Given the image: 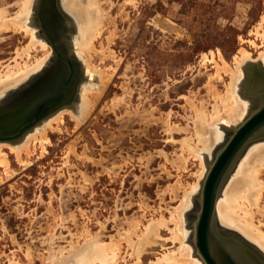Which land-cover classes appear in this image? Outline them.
I'll return each mask as SVG.
<instances>
[{"label": "rangeland", "instance_id": "1", "mask_svg": "<svg viewBox=\"0 0 264 264\" xmlns=\"http://www.w3.org/2000/svg\"><path fill=\"white\" fill-rule=\"evenodd\" d=\"M17 1L0 0V9L6 8L14 16L20 6ZM50 3L53 8L44 11V16L48 21L52 12L56 14L52 16L53 25L68 40V56L80 63L82 79L78 88L81 91L87 83L97 84V79L91 81L87 76L76 54L77 23L62 8V0ZM99 3L105 19L95 48L97 51L104 48L108 55L111 50L115 58L102 60L100 53L92 54L91 64L107 71L110 84L79 127L70 114L53 124L55 130L47 132L51 143L46 145V152L42 154L38 144L37 148H31L30 157L23 155L29 166L20 165L15 155L4 148L13 176L7 178L0 166V264H45L43 258L51 253L58 258L62 256L59 247L65 248L67 254L72 244L83 245L87 232L93 238L109 242L111 237L118 238L125 231L141 236L144 226L162 216L169 220L184 190L197 182L202 171L200 161L184 152L181 142L190 137L198 140L194 114L186 99L199 106L204 103L209 111L213 108L214 99L207 89L210 76L216 72L211 53L217 56L219 51L233 67V59L241 48L251 53L253 59L244 68V96L253 98L246 91L255 90L259 82L256 69L249 68L253 79L251 89L247 90L245 71L249 65L259 64L264 73V62L257 61L263 50L262 41L255 35L264 15V0H99ZM37 4L33 24L41 40L52 48L49 62L29 81L8 90L0 98V105L43 77L52 66L55 51L41 28ZM29 42L25 33L0 34V72L12 65L16 51ZM250 42H256L257 47ZM45 53L37 48L20 61L33 62ZM228 81L229 77L223 75V81L215 79L214 84L224 92ZM80 94L73 102L76 108L80 107ZM257 107L255 101L251 111ZM170 127L173 129L169 130ZM223 128L224 141L211 157L208 154L204 160L209 161L208 165L233 135L232 126L227 130L226 124ZM201 191L186 211L189 243L193 242V224L201 208L197 200ZM256 221L264 225V215L257 213ZM216 224L225 237L241 243L239 235L222 228L217 221ZM161 235L163 240L171 237L166 228L161 229ZM168 243L166 249L172 247ZM246 244L243 245L249 256L264 264L263 254ZM166 249L150 248L144 252L141 264H151ZM128 251L125 242L122 257L131 264ZM119 264L126 263L121 259Z\"/></svg>", "mask_w": 264, "mask_h": 264}, {"label": "bare ground", "instance_id": "2", "mask_svg": "<svg viewBox=\"0 0 264 264\" xmlns=\"http://www.w3.org/2000/svg\"><path fill=\"white\" fill-rule=\"evenodd\" d=\"M37 2L38 0L17 1L16 4L20 6L14 16L10 15L6 8L0 9V34L4 32L25 33L30 38L27 46L16 51V57L13 59L12 65H7L0 72V98L4 97L8 90L31 79L30 77H33L37 71L44 68L49 62L47 59L52 53V48L50 49L46 42L41 40L38 36L37 27L35 28L33 24V9ZM62 8L77 23L76 54L83 64L88 74L87 76L91 81L97 79V84L87 83L81 91L80 88L76 87L73 91L76 96L81 92L79 108L74 107V104L67 106L71 107L69 109L64 107L49 116L47 120L45 119L35 126L34 129L18 140L19 142L16 141L14 144L0 142V166L3 168L7 178H11L13 173L11 172L8 153L4 151V148L9 149L10 153L15 155L20 165L23 167L29 166V162L23 160V155L30 157L31 148L36 147L38 144L42 149V154L46 152V145L51 143L47 132L55 130L53 124L62 121L63 115L70 114V117L76 123V127H79L90 116L96 101L100 100L105 88H108L107 86L110 84L111 76H109L107 71L97 69L91 64L92 54L100 53L102 60L114 57V52L111 50H109L108 55L104 48L101 51H97L95 48V40L102 34L105 19V12L101 8L99 0H62ZM46 24L53 29L50 21H46ZM255 30V35L261 39L263 46L257 61L262 60L264 62V15ZM249 44L257 47L256 42H250ZM37 48H41L46 52L44 57L33 62L29 59L20 61L24 55L29 57L30 51ZM210 57L216 69L215 74L210 76L207 83L208 92L214 99L213 108L209 111L204 103L199 106L190 98L186 99L194 114V130L198 140L195 142L190 137L185 138L181 142L182 150L200 161L202 171L198 176L197 182L191 184L189 190H184L185 194L179 206L171 213L170 219L167 220L162 216L158 220L151 221L147 226H144L141 236L125 231L120 233L118 238L111 237L109 242L93 238L87 232L86 241L83 245L72 244V250L68 253L66 252L67 254H64L65 248L59 247L62 256L58 258V256L56 257V255L51 253L48 257L43 258L45 264H119L121 259L126 264H129L126 258L122 257V246L125 242L129 248L131 264H141L142 256L146 251H150V248L154 246L166 249L167 245L165 243L169 244L168 242H171L170 245L172 247L164 250V252L162 251L163 254L160 257L158 256L159 258L151 262V264H206L198 254L195 244L188 241L187 237L189 234L185 226L186 211L192 205L193 200L195 201L196 194L202 190L204 180L209 172V161L205 163L204 160L208 154L211 157V153L213 154L216 147L224 141V125L227 124L228 128H225L227 130L230 129V126H232L231 129L240 127L253 111L251 109L255 101L259 104L262 100V97L250 98L243 94L244 68L253 59L248 50L245 48L240 49L239 54L233 59L234 67L228 64L219 51L217 56L211 53ZM223 75L229 77L228 83L225 84L224 92L220 91L214 84L215 79L223 81ZM92 98L95 100L93 101ZM168 129L173 128L170 127ZM231 129L230 131L232 132ZM262 175H264V131L246 144L236 157L218 194L214 213L219 226L239 235L241 240L264 256V225L261 221H256L257 213L264 215V208H261L264 198V179H262ZM1 182L2 180L0 179ZM200 196L197 197V200L201 207ZM138 226L139 223L135 226V229ZM163 228L170 231L171 237L169 239L163 240L161 238V229ZM225 239L232 254L237 256L241 264H259L255 257L249 256L245 246L239 241L229 237H225ZM151 250H154V248ZM27 257L30 261L32 260L30 254H27Z\"/></svg>", "mask_w": 264, "mask_h": 264}, {"label": "water", "instance_id": "3", "mask_svg": "<svg viewBox=\"0 0 264 264\" xmlns=\"http://www.w3.org/2000/svg\"><path fill=\"white\" fill-rule=\"evenodd\" d=\"M46 4L47 0H38L37 9L41 28L59 60L67 62L68 65L60 63L55 73L54 85L39 94L35 101L0 109V142L13 143L20 140L52 114L64 107L72 106L76 99V93L73 91L78 88L82 79L80 67L76 62H69L65 48L55 40L54 28L47 26L44 16ZM249 68L256 69L259 82L255 85V90L246 91V94L264 98V87L261 86L264 85V73L257 64H251L246 69L249 80L247 90H250L252 85ZM231 130L234 134L218 150L215 160L209 166L200 196L201 208L196 213L197 219L194 223L193 243L206 264H241L237 256L232 254L226 244L224 233L216 224L215 203L236 157L246 144L264 131V99L240 127ZM241 244L247 245L242 240Z\"/></svg>", "mask_w": 264, "mask_h": 264}, {"label": "flooded vegetation", "instance_id": "4", "mask_svg": "<svg viewBox=\"0 0 264 264\" xmlns=\"http://www.w3.org/2000/svg\"><path fill=\"white\" fill-rule=\"evenodd\" d=\"M50 5H51L50 0H47L45 11L52 10L53 7H50ZM55 15L56 14L52 12V16H55ZM52 16L50 19H48V21L51 22L54 28L55 40L58 41L60 44H62V46L65 48L66 55L68 57L69 62L73 63L72 59L68 56V42H67L68 40L60 32H58V30L55 28L54 26L55 24L53 22L54 17L52 18ZM60 63L62 64L65 63L66 65H68L67 62H61L55 53L52 66L50 67L49 71L46 72V74L43 77L33 80L27 86L20 89V91H18L14 95H11V97L5 103L0 105V109L9 108L17 104H23V103H29V102L35 101L39 94L43 93L45 89H48L49 87L54 85V81L56 80L55 73Z\"/></svg>", "mask_w": 264, "mask_h": 264}]
</instances>
